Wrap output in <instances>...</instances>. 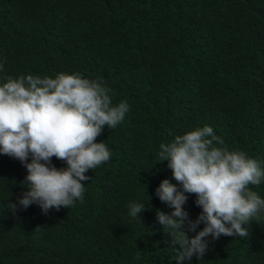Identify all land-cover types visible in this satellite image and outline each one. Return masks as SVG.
<instances>
[{
  "label": "trees",
  "instance_id": "obj_1",
  "mask_svg": "<svg viewBox=\"0 0 264 264\" xmlns=\"http://www.w3.org/2000/svg\"><path fill=\"white\" fill-rule=\"evenodd\" d=\"M0 64V84L80 73L130 109L96 138L111 158L85 173L83 201L69 208L19 206L27 170L0 153V264H264V213L242 225L248 237L209 236L191 262L176 260L179 246L156 218L172 211L160 182L179 187L158 162L176 135L211 126L264 169V0H0ZM249 187L264 199V180ZM186 195L195 220L202 209ZM132 202H145L140 219Z\"/></svg>",
  "mask_w": 264,
  "mask_h": 264
},
{
  "label": "clouds",
  "instance_id": "obj_2",
  "mask_svg": "<svg viewBox=\"0 0 264 264\" xmlns=\"http://www.w3.org/2000/svg\"><path fill=\"white\" fill-rule=\"evenodd\" d=\"M5 79L0 84V153L19 160L27 170L21 182L27 190L18 198L19 206L26 209L35 203L47 214L82 202L83 182L89 179L85 173L111 158L107 145L96 138L105 126L114 129L124 121L129 104L114 105L104 82L80 73ZM159 156L158 162L168 161L179 184L163 179L156 189L159 199L172 208L170 214L157 210L156 218L168 229L171 243L179 246L177 261L202 259L209 236H249L242 225L258 221L264 213V199L249 187L264 180L257 160L242 150H229L208 125L162 143ZM52 157L67 167L57 168ZM186 194H194L202 209L195 220L183 208ZM144 204L130 203L129 215L140 219ZM201 222L204 227L197 231Z\"/></svg>",
  "mask_w": 264,
  "mask_h": 264
}]
</instances>
